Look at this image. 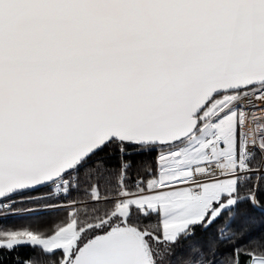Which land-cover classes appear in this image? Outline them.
Wrapping results in <instances>:
<instances>
[{
    "label": "snow or ice",
    "instance_id": "snow-or-ice-1",
    "mask_svg": "<svg viewBox=\"0 0 264 264\" xmlns=\"http://www.w3.org/2000/svg\"><path fill=\"white\" fill-rule=\"evenodd\" d=\"M0 264H264V0H0Z\"/></svg>",
    "mask_w": 264,
    "mask_h": 264
},
{
    "label": "trees",
    "instance_id": "trees-1",
    "mask_svg": "<svg viewBox=\"0 0 264 264\" xmlns=\"http://www.w3.org/2000/svg\"><path fill=\"white\" fill-rule=\"evenodd\" d=\"M31 219L32 218L27 217L22 214L15 215V216H9L7 219L0 218V225H9V226L14 225L17 227H21V226H26Z\"/></svg>",
    "mask_w": 264,
    "mask_h": 264
}]
</instances>
